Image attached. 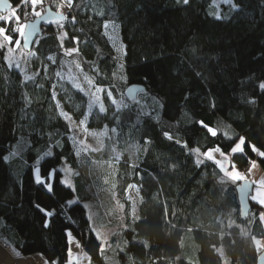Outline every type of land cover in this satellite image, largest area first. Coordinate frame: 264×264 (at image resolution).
I'll return each mask as SVG.
<instances>
[{
	"label": "trees",
	"instance_id": "obj_1",
	"mask_svg": "<svg viewBox=\"0 0 264 264\" xmlns=\"http://www.w3.org/2000/svg\"><path fill=\"white\" fill-rule=\"evenodd\" d=\"M10 1L20 21L36 18L30 4ZM61 2L44 0L36 6V11L49 6L68 19L63 28L56 24L44 30L34 48L24 51L36 53L25 71L34 80L26 81L21 70L9 67L8 48H0V242L16 254H41L51 264H66L70 230L92 264H223L216 251L220 246L229 264H256L262 250L252 237L264 239L259 221L264 207L250 199L251 212L242 218L237 187L243 181L233 182L203 156L198 166L192 150L204 153L219 146L230 153L244 137V152L232 155L230 167L246 169L256 158L264 167V159L250 148L264 151V91L259 88L264 83V0H189L187 5L178 0H74L71 9L57 8ZM15 23L13 18L1 24L13 42L20 39L11 31ZM106 23L118 28L120 46ZM61 32L68 33L64 48L77 47L72 37L79 38L78 55L64 54ZM64 60H77L96 85L127 105L117 119L118 105L108 100V111L101 114L103 123L116 129L118 161L111 157L109 138L103 150L81 151L69 122L60 116L53 92ZM132 84L146 87L138 104L125 97ZM59 97L71 116L79 118L85 110L83 93L69 83ZM201 120L217 135L196 123ZM164 132L187 142V148L167 140ZM21 137L29 141L27 148L8 160ZM49 149L52 155L41 159ZM38 161L42 176L55 168L62 180L64 165L78 172L72 175L75 191L57 183L49 194L35 182ZM129 185L138 187L143 198L135 223ZM37 203L55 212L47 228ZM86 204L97 212L96 227ZM92 228L110 233L104 255ZM191 242L192 260L186 256Z\"/></svg>",
	"mask_w": 264,
	"mask_h": 264
},
{
	"label": "snow or ice",
	"instance_id": "obj_2",
	"mask_svg": "<svg viewBox=\"0 0 264 264\" xmlns=\"http://www.w3.org/2000/svg\"><path fill=\"white\" fill-rule=\"evenodd\" d=\"M0 2H6V0H0ZM73 2L74 0H62L61 3L57 4V8H64L65 6H67L69 9H71L73 7ZM178 2H182L183 4L187 5L189 4V0H178ZM227 2V0H226ZM44 3V0H21V4L24 6H28L29 4L32 6L33 9V14L36 17H39L40 19L44 20L46 23H56L59 25L60 28H63V24L61 23V21L67 20L68 17L63 13V12H56V13H52L50 14L51 16H55L56 19L53 20L50 18V16H44L40 11H36V6L37 5H42ZM28 13H25V15H27ZM100 15H103V12L99 13ZM15 19V21L17 22V27L13 28L11 31L17 33L21 38H23V40L25 41V43L30 42V37H32L33 35H36L38 33L39 29V25L33 21L31 23H20V16L16 15V9H12V15L10 16H0V20H4V21H11L12 19ZM217 18H221L219 16H217ZM75 21V17H72V22ZM105 29H107L109 27V25L106 23L104 25ZM8 30L5 29L4 27H0V36H3V41L11 44L13 43V36L7 34ZM107 35V33H105ZM68 37V33L67 32H61L60 35L58 36V40H59V46L61 49H63L64 54L66 56H71L73 55V53H76L77 55L79 54V48L78 45L80 43L79 38L73 36L72 37V42L74 44L77 45V47H73V48H64V41L65 39ZM109 39H112V37H109ZM4 42H0V48H4L5 47V43ZM15 44L17 47H19L20 45V40L17 39L15 40ZM118 51H122V48H118ZM9 53L11 54V52L13 51V49L9 48L8 49ZM126 55V53H124ZM30 55H35V53H30ZM49 60H52L53 62H55L53 57H49ZM12 66V61L9 58V67ZM77 68L80 67L79 63H77L75 65ZM16 67H20L19 64H16ZM121 68H123V65L121 64ZM38 75V73H37ZM57 76H59L61 79H64L63 76H61L60 72L56 73ZM115 75V73H114ZM199 75V73H198ZM68 79L70 80V82H72L73 87H75L76 89H78L80 92H85V88L83 87V85H81L77 78L72 76L71 74H69ZM25 80H34V76H25ZM85 80L87 81V83L89 85H91L93 83L92 79L85 76ZM259 88L264 91V83H260L259 84ZM105 90L103 88H96V92L100 93V92H104ZM138 91H142L140 89H129V96L133 97L134 94ZM86 95H91V93L85 92ZM107 95L109 97H111V92H108ZM53 98H55V92H53ZM97 100H99V96L96 97ZM30 102V100H29ZM155 103L159 104V101H154ZM113 103H116L115 100H113ZM134 103H139V101L134 100ZM248 103H252L255 104V100H250L248 101ZM57 108H60V116H62L64 119H66L67 121H69V125L71 126L72 124H74L75 122L72 120V117L69 115V113L65 112L62 108V106L60 105L59 101H57L56 104ZM162 107V105H160ZM213 107H215V104L213 103L212 105ZM93 104L89 103L88 104V109H89V115H91V110H92ZM127 107L126 104H121L117 107L116 113L114 114L116 116V118L118 119V114L121 111L122 108ZM107 109L104 107V105L101 103L99 106V112L100 113H107ZM86 121H87V116H85V118L83 120H81L79 122V125H77V127H82L83 131L88 132L87 126H86ZM196 123H198L202 128L206 129L212 136H216L217 135V129L210 127L209 125H207L204 121H197ZM113 132H115V129L112 130ZM90 135L93 136H106L107 135V126H105V131L100 132V133H89ZM163 135L165 136V138L169 141H173L176 144H182V146L184 148H187V142H182L180 139H176L171 133L169 132H164ZM224 135L227 136V132H224ZM109 139H111V137H109ZM151 141H145V145L150 144ZM244 145H245V138L244 137H240L238 142H236L234 144V146L231 147L230 149V153H224L219 146L209 149L208 151L201 153L199 149H193L192 152L194 154H196L197 159H196V164L199 166L201 163H203V160L200 158L201 156L205 157L208 160L213 161L217 166H219L221 168L222 171H224L225 175L230 177L231 180L233 182L235 181H242V180H246V174L245 173H241L239 170H237L235 168V165L233 164L232 167V171H228L225 167H224V161L217 159L216 157V153H219L220 156L224 157L225 160L228 159V156L230 154H235V153H243L244 152ZM104 147L103 142H100V147L99 148H92L90 145L86 146L85 150H91L93 152L96 151H100L102 150ZM137 150H141L140 146L137 145ZM251 151L253 153H255L257 156L261 157L262 159H264V151H261L260 149H258L255 145H250ZM143 150L146 151V148H144ZM16 153H13V155H15ZM77 156L80 155V151H77ZM52 152L49 149V151L45 152L43 154V156H41V159H43L46 156H51ZM115 159L118 161L120 159V154L117 153L115 156ZM96 163V162H93ZM250 167L248 169V172L250 173L254 168H256L257 165V161L256 160H250ZM133 167H136V165H133ZM174 167V166H173ZM64 171V178L61 180L59 179V174L57 172V170L55 168H51L49 169L46 174H44L43 176L41 175V171L39 168L35 169V182L38 185H41L49 194H54L55 192V185L58 183L60 185L66 186L67 188L72 189L73 191H75L74 185L72 183L71 180V176L72 175H79L78 172L73 173L71 169L69 168H65L63 169ZM107 182V181H106ZM261 185H264V181L260 182ZM135 186L133 185H129V188H133ZM250 187V185L248 183H245L244 185L241 186V191H244L246 188ZM129 199H132L131 196L128 197ZM141 202L143 201V198L141 197ZM252 200L257 201L262 207H264V198H261V193L259 191H257V195L256 196H252L251 197ZM68 204H72V203H76L75 200H70L67 201ZM118 203V202H117ZM85 207H88L87 205H85ZM123 205H119L120 209H123ZM35 208L41 212L44 217H45V221H44V227L47 228L49 226L50 223V218L53 217V215L55 214L54 210H49L46 209L44 207H42L39 203L35 204ZM166 210V209H165ZM131 216H132V220L133 223H135L136 221H139L141 219V217L139 215H137L136 213V208H135V203L133 204V208H132V212H131ZM89 220H92V216L89 215L88 217ZM123 218H121L122 220ZM259 221L264 224V212H261L259 215ZM122 227H127L126 225H122ZM91 231L95 234V239H97L99 241L98 247L100 250V254L104 255V251H105V247L107 245V240L106 238H102L101 233L95 229L92 228ZM189 232L192 231L191 228L188 229ZM66 235L68 237L69 243H72L75 238L72 236V233L70 230H66ZM223 238V237H221ZM257 251H259L260 249L264 248V243H262L261 240L256 239L255 237H252ZM77 247H80V243L79 241H75ZM125 246L127 245V241L124 242ZM145 246H147L146 242ZM234 243V241H233ZM181 247H183V241H181ZM213 247L215 248V245H213ZM121 251H123V248L120 249ZM216 251L218 252V254L220 256L224 255L223 249L219 248L216 249ZM17 255H19V253H17ZM74 253L72 252L71 248L68 249V256L70 258L74 257ZM90 259V258H89ZM177 260L180 259V257L176 258ZM45 264H48L47 261H45ZM52 264H57L56 261H52ZM69 264H71V260H69ZM155 264V262H154ZM191 264V262H190Z\"/></svg>",
	"mask_w": 264,
	"mask_h": 264
},
{
	"label": "rangeland",
	"instance_id": "obj_3",
	"mask_svg": "<svg viewBox=\"0 0 264 264\" xmlns=\"http://www.w3.org/2000/svg\"><path fill=\"white\" fill-rule=\"evenodd\" d=\"M222 3H232L233 4V0H215L216 2ZM41 7V5L39 6V8ZM11 11V10H10ZM8 12L6 14H4L5 17L12 15V11ZM41 13L44 12V10H40ZM35 19V18H34ZM33 20V19H31ZM30 21V20H29ZM9 22V21H7ZM20 23H27V22H22L20 21ZM17 24V22L15 23ZM109 25V24H108ZM17 27V26H16ZM107 32L113 37V40L115 41L116 44H119V39L120 37H118V28L115 25H109V27L107 28ZM21 37H20V45L19 47L16 46L15 41L11 44H8L6 42L3 41V36H0V42H4L5 46L9 49H13V51L11 52V54L8 51V62H9V58L12 61V66L21 70V72L23 73L24 77L26 76V72L28 67H29V62H32V59L36 56L35 55H30L25 53L23 48H22V42H21ZM79 63L77 60L75 61H68V60H64L63 61V69L61 72V76L64 77V79L60 78V82L59 85L57 86V88L55 89V96L57 97L60 105L62 106L63 110L65 111L64 107H63V102L61 101L59 95H60V91L62 90V87L64 86V84L69 83L72 87L73 84L72 82H70V80L68 79L69 74H71L72 76L76 77L78 82L83 85V87L85 88V92L91 93V95H86L85 92H82L84 95L85 100H87L86 102V107L85 110L79 115V118H75L73 116L72 120L75 122L74 124L71 125V130H72V137L75 140V143L77 145V147L81 150L84 151L85 153L91 151V150H85L86 146H91L92 148H99L100 147V142H103V145L105 147V143L107 138L111 137V141H112V147H111V157L113 159H115V156L117 153H119L121 155V150L119 148V143L117 140V132L116 129L113 128H109L107 127V135L106 136H93L90 135L89 133L95 132V133H100L105 131V124L103 123V119L101 117V114L99 112V106L102 103L105 107L106 101L110 100L111 102H113V100L116 101V104L119 106L122 103L116 99H114L111 95V97H109L107 95V93L109 92L108 89L106 87L103 86H98L95 84V82L93 81V83L91 85H89L87 83V81L85 80V76L91 78L88 74L84 73L81 69V67L77 68L75 65ZM16 64H19L20 67H16ZM80 65V64H79ZM92 79V78H91ZM103 88L105 91L104 92H100L97 93L96 92V88ZM74 90L76 92H80L78 89H76L75 87H73ZM99 96V100L96 99V97ZM92 103L93 107L91 110V115H89V109H88V104ZM115 104V103H114ZM66 112V111H65ZM68 113V112H67ZM85 116H87V121H86V126L88 129V132L83 131L82 127H77V125H79V122L81 120H83L85 118ZM98 116V117H97ZM69 122V121H68ZM115 129V132H113L112 130ZM29 141L25 138V137H21L19 139V141L15 144L14 148L12 149L11 153L7 156L8 160L13 159L14 157L18 158L21 157L22 153L24 152V150L27 148L26 145L28 146ZM103 147V149H104ZM102 149V150H103ZM13 153H16L15 155H13ZM217 159H220L222 161H224V167L228 170V171H232V167H230V161L232 159V155L230 154L228 156V159L225 160L224 157L220 156L219 153L215 154ZM257 161V167L254 168L250 173L248 172V169L250 167V165L246 168V169H241L238 168L235 165V168L237 170H239L241 173H245L247 179L246 180H242V181H251L255 184V188H254V193L252 196H256L257 195V191H259L261 193V198H264V185H261V181H264V167L262 166V164L259 162L258 158L253 159ZM39 161L37 162V164L35 165V169L39 168ZM65 168H69L66 165L62 166L61 170L63 171V169ZM40 169V168H39ZM70 169V168H69ZM64 173V171H63ZM64 178V177H63ZM71 180H72V176H71ZM73 183V182H72ZM140 192H138V187H133V188H129V194L128 196H131L132 199H130L131 203H132V208H133V204L135 203V208H136V213H138V205L139 202L141 201V194L139 195ZM88 207V213L89 215L92 216V220H93V226L96 227V222L94 219V215H97V212L95 210H93V205L92 204H86ZM123 213V212H122ZM124 218V217H123ZM101 236L104 237H108L107 233L105 230L101 231ZM256 239H259L262 241V243H264V239L263 238H259V237H255ZM222 248L224 255L221 256L223 259V264H229V260L228 257L225 254V250L222 246L218 247L217 249ZM193 243L191 242V244L189 243V248L186 251V256L188 259L192 260L193 258ZM264 248L260 249L263 250ZM186 250V249H185ZM89 255V254H88ZM183 256V254L181 255ZM180 256V258L182 259V257ZM90 257V255H89ZM179 262V261H178Z\"/></svg>",
	"mask_w": 264,
	"mask_h": 264
},
{
	"label": "water",
	"instance_id": "obj_4",
	"mask_svg": "<svg viewBox=\"0 0 264 264\" xmlns=\"http://www.w3.org/2000/svg\"><path fill=\"white\" fill-rule=\"evenodd\" d=\"M12 9V3L10 0H6V2H0V16L8 13ZM44 12L42 13L44 16H50L51 19L55 20V16H51L50 14L56 13L53 9H51L49 6H46L44 8ZM35 21L39 25V31L36 35H33L30 37V42L25 43L23 38L21 39L22 41V48L24 51H31L34 46L36 41L38 40L39 37L43 35L44 30L47 28L56 25V23H46L44 20L40 19L39 17H36L33 20L28 21L27 23H31ZM64 21H61V23ZM2 20H0V27H1ZM26 23V24H27ZM129 89H140L142 91H138L134 94L133 97L129 96ZM146 87L141 84H132L129 85L126 90H125V97L129 102H134V100H137L139 95L143 92H145ZM245 183H248L250 187L246 188L244 191H241V186L244 185ZM254 188L255 184L251 181H243L238 187H237V197H238V202L240 206V214L242 218H247L251 212V204H250V199L254 193ZM256 264H264V249L260 252Z\"/></svg>",
	"mask_w": 264,
	"mask_h": 264
},
{
	"label": "crops",
	"instance_id": "obj_5",
	"mask_svg": "<svg viewBox=\"0 0 264 264\" xmlns=\"http://www.w3.org/2000/svg\"><path fill=\"white\" fill-rule=\"evenodd\" d=\"M107 235L109 237L110 233ZM72 236L75 238L73 234ZM108 237L106 236L104 238L107 240ZM75 241L79 240L75 238L72 243H69V248H71L75 255L72 258L68 257L66 264H69V260H71V264H92L91 257H89L88 253L83 249L81 242L79 241L80 247H77ZM45 261H47V259L41 254H33L28 256L17 255L13 250L0 242V264H45ZM48 264L51 263L48 262Z\"/></svg>",
	"mask_w": 264,
	"mask_h": 264
},
{
	"label": "bare ground",
	"instance_id": "obj_6",
	"mask_svg": "<svg viewBox=\"0 0 264 264\" xmlns=\"http://www.w3.org/2000/svg\"><path fill=\"white\" fill-rule=\"evenodd\" d=\"M2 24V23H1Z\"/></svg>",
	"mask_w": 264,
	"mask_h": 264
}]
</instances>
